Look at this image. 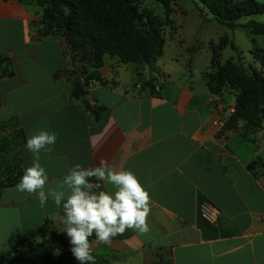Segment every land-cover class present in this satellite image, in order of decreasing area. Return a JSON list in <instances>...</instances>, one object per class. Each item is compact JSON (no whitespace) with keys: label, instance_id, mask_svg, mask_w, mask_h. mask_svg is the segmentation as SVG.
<instances>
[{"label":"crops","instance_id":"0c3cea01","mask_svg":"<svg viewBox=\"0 0 264 264\" xmlns=\"http://www.w3.org/2000/svg\"><path fill=\"white\" fill-rule=\"evenodd\" d=\"M37 13L26 0H0V54L13 67L0 78V123L14 120L25 141L41 129L57 134L53 150L40 154L53 188L70 167H94L103 157L132 171L150 193L151 231L127 230L94 245L96 264H264V121L260 128L214 125L215 94L205 77L211 62L202 74L162 58L154 69L115 66L80 97L70 46L58 34L39 38ZM160 70L168 80L152 95L147 84ZM217 97L235 104L226 93ZM20 151L24 170L33 156L25 146ZM202 204L219 211L215 224L200 217ZM62 214L51 198L41 207L15 186L0 189V258L26 239L54 235L67 242L58 254L70 252Z\"/></svg>","mask_w":264,"mask_h":264},{"label":"rangeland","instance_id":"374dc122","mask_svg":"<svg viewBox=\"0 0 264 264\" xmlns=\"http://www.w3.org/2000/svg\"><path fill=\"white\" fill-rule=\"evenodd\" d=\"M26 1L38 10L33 22L38 29V37L61 35L70 46L74 56L72 63L79 77L89 83H105L103 70L119 65L130 64L131 68L137 65V70L142 71L144 67L154 69L160 66L159 61L162 58L161 61L164 60L168 66L181 67V71L192 69L193 72L202 74L211 62L209 70L205 72L206 79L221 85L224 95L226 93L230 99L232 97V102H236L244 85H234L233 66H239L249 74L264 78L262 70L255 68L250 54L255 46L264 49V36L251 34L242 28L232 30L219 24L207 12L203 17L198 0H131L140 15L139 27L142 33L137 36L124 30L110 32L106 27V13L98 9L93 0H75L81 16L72 35L79 43L76 52H73L68 38L60 28L61 22L50 24L43 19L45 9L52 6V0ZM255 1L264 4V0ZM251 20L264 23V14L244 18L240 22L247 24ZM233 43L237 49L232 48ZM94 45L102 47L96 51L95 47L92 48ZM94 54L99 55L100 62H96ZM259 63L264 66V62ZM175 73L173 71V75ZM259 105L258 101L246 103L238 119L246 118L248 122H255L260 114ZM51 239L56 245L55 241L59 238L54 235ZM52 243L32 240L16 256L36 262L46 258L49 261L46 264H73V256H70L72 254L69 251L53 255Z\"/></svg>","mask_w":264,"mask_h":264},{"label":"clouds","instance_id":"9594fccd","mask_svg":"<svg viewBox=\"0 0 264 264\" xmlns=\"http://www.w3.org/2000/svg\"><path fill=\"white\" fill-rule=\"evenodd\" d=\"M259 107L264 109V104ZM56 142L57 134L43 129L27 137L25 148L32 153L33 162L23 170L15 188L36 196L41 207L51 198L62 208V232L66 233L70 252L78 264H96L94 245L109 244L127 230L138 236L151 231L149 191L132 171H118L103 157L94 167L85 168L79 163L70 167L53 188L40 154L50 153ZM105 185H111L114 191L102 190Z\"/></svg>","mask_w":264,"mask_h":264},{"label":"trees","instance_id":"16d2710c","mask_svg":"<svg viewBox=\"0 0 264 264\" xmlns=\"http://www.w3.org/2000/svg\"><path fill=\"white\" fill-rule=\"evenodd\" d=\"M96 3V7L104 11L108 20L106 21V27L110 29V32L115 33L119 31H126L130 35L137 36L142 33L139 27L140 15L133 5L131 0H93ZM201 5L200 13L203 17L206 16V12L213 16V19L219 24L225 25L232 30L242 28L251 32V34L257 36H264V23H259L254 20L243 24L240 21L244 18H254L264 14V4H260L255 0H198ZM43 19L50 24H55L57 21L61 22L60 28L64 31V35L68 38L73 52L79 48L78 41L74 38L73 32L78 26L81 19L79 15L78 5L75 0H52V6L46 8L44 11ZM45 21V22H46ZM80 37V36H79ZM95 50L98 51L102 46L94 45ZM233 49H237L235 45ZM251 54L260 62H264V49L257 46L254 47ZM96 62H100L101 59L98 54H94ZM74 60V56H72ZM232 69L235 73L234 85L238 86V83H242L243 90L240 96L236 99L235 105L237 108L236 114L229 122L228 127H235L237 122L243 121L246 124L260 128L264 121V109L260 108V114L256 118L255 122H248L246 118H240L239 114L244 111L246 103L251 101H258L260 104H264V78L257 74H249L243 68L239 66H233ZM71 72L75 75V89L79 93L80 97H84L87 94V87L89 82L86 80L81 81L78 71L73 66ZM13 75V67L10 59L5 55L0 54V78L11 77ZM209 80V79H208ZM209 83L212 87L213 94L218 96L222 93L221 85L214 81ZM151 89V94L155 92L154 80H151L147 84ZM1 105V100H0ZM85 105L88 104L85 102ZM97 112V116H98ZM238 119V120H237ZM26 145L25 137L18 128L17 123L11 120L6 123H0V189L10 188L16 186L19 182L23 168L21 167L20 150ZM103 190V189H102ZM59 239L56 245L52 243V239L46 241L51 242L53 247V255L58 254V251L64 249L66 244L64 238L57 236ZM32 239H26L17 245L11 252L0 258V264H13L15 262H22L24 264H46L49 261L44 258L43 260L36 262L32 259L18 258L16 254L23 246ZM46 251H48L46 249ZM47 257V256H46ZM53 257V256H52ZM53 259V258H51Z\"/></svg>","mask_w":264,"mask_h":264},{"label":"built area","instance_id":"2783aa9c","mask_svg":"<svg viewBox=\"0 0 264 264\" xmlns=\"http://www.w3.org/2000/svg\"><path fill=\"white\" fill-rule=\"evenodd\" d=\"M81 81H84L83 78H80ZM168 80L167 75L163 70H160L156 73V77L154 80L155 93L159 91L160 85L166 83ZM137 89L141 90V86L137 85ZM209 105L215 110L218 118L214 122V125L217 128H224L228 122L233 118L236 114L237 108L235 104L226 105L222 98H219L215 95L209 98ZM199 215L202 219L207 221L210 224H215L218 219L219 211L208 204H202L199 207Z\"/></svg>","mask_w":264,"mask_h":264}]
</instances>
